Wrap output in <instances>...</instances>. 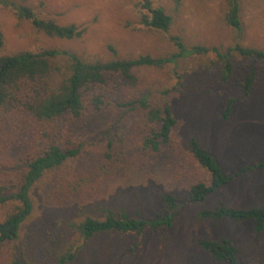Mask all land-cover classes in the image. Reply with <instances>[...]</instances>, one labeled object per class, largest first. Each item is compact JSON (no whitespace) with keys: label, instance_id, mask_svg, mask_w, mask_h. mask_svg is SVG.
<instances>
[{"label":"rangeland","instance_id":"rangeland-1","mask_svg":"<svg viewBox=\"0 0 264 264\" xmlns=\"http://www.w3.org/2000/svg\"><path fill=\"white\" fill-rule=\"evenodd\" d=\"M31 7L39 18L86 27L78 39L50 37L11 6L0 5V54L68 49L94 61L112 56L169 55L176 51L171 36L187 46L202 44L222 50L241 44L264 50V0H240L241 33L224 18L226 0H151L173 17L167 31L142 22L145 0H9ZM233 73L223 82L215 52L178 60L162 68L134 69L137 78L109 74L107 83L85 92L86 109L79 117L67 112L57 122L17 114L0 121V181L16 177L23 159L43 151L48 139L79 150L61 169L46 174L34 189V210L21 236L9 245L31 264H52L63 242L79 240L70 226L86 215L104 216V209H125L131 216L154 217L164 209V194L179 202L173 227L141 232L102 233L89 241L71 264H225L199 245L202 239L227 237L238 247L241 264H264V229L254 222L200 218L202 210L220 205L247 208L264 205V169L237 174L245 165L264 160V60L231 56ZM256 76L248 93L244 83ZM100 95L99 109L93 103ZM147 95L152 105L168 104L176 125L171 142L161 151L142 147L151 128L139 105L128 102ZM233 100L229 117L223 112ZM10 116V115H9ZM195 137L227 174L229 183L198 203L188 197L193 185L209 183L211 174L194 158ZM18 166H15L18 164ZM12 209L0 208V221ZM8 261L0 252V264Z\"/></svg>","mask_w":264,"mask_h":264},{"label":"trees","instance_id":"trees-1","mask_svg":"<svg viewBox=\"0 0 264 264\" xmlns=\"http://www.w3.org/2000/svg\"><path fill=\"white\" fill-rule=\"evenodd\" d=\"M181 1L176 0V5ZM0 5L11 6L20 18L30 20L37 29L50 37L78 39L83 37L87 30L86 27L75 23L60 24L53 19L39 18L27 5L9 0H0ZM143 8L148 11L142 14V22L146 26L161 31H167L172 26L173 17L164 6H154L151 0H145ZM240 13V0H226L224 18L227 24L239 33L243 30ZM171 40L176 46V51L169 55L140 54L124 58L119 56L112 45L109 46L112 51L110 58L94 61L84 59L78 52L58 48L0 54V121L20 113L51 123L60 121L67 112L75 118L79 117L86 109L85 92L92 85L106 84L109 74L121 76L135 83L136 68H162L167 64L176 65L182 58L215 52L222 63L221 79L226 82L233 73L232 55L264 60V50L252 46L236 44L222 50L219 47L211 48L202 44L189 47L179 36H171ZM255 76L256 72L253 69L244 83L246 93L249 92ZM93 103L95 108L99 109L102 103L101 96L94 95ZM232 103L231 99L223 112L225 120L231 113ZM127 104L139 105L145 111L148 121L160 123L159 129L151 128L150 133L143 139V148L159 152L164 144L171 142L176 119L168 104L152 105L147 95ZM190 148L195 160L211 174L209 183L198 182L191 188L188 199L192 203H198L232 181L234 175L227 174L216 158L200 145L197 138L191 137ZM78 153L77 149L64 148L57 141L48 139L42 152L26 157L21 165L19 163L15 165L20 167L24 164L16 177L10 178L7 182L0 181V208L7 204L12 205V209L0 221V252L5 253L8 259L5 264H31L20 258L14 246L9 244L21 236L24 224L34 210L33 194L37 184L43 181L46 174L58 171ZM261 169H264V160L254 165L242 166L237 174ZM163 200L164 209L150 219L141 215L131 216L125 209L115 212L111 208H106L102 218L86 215L79 222H71L70 226L78 233L82 243L78 244V240L63 242L55 251L52 264H71L87 243L102 233L141 232L146 227L153 230L173 227L179 202L171 194H164ZM199 217L216 221L223 218L237 222L252 220L256 233L264 229L263 204L247 208L220 205L214 210H202ZM199 245L216 261L241 264L238 247L227 237L217 240L202 239Z\"/></svg>","mask_w":264,"mask_h":264}]
</instances>
